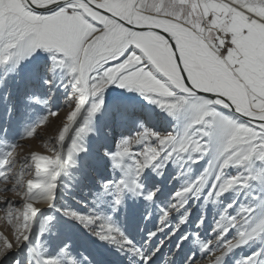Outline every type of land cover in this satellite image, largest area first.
Masks as SVG:
<instances>
[{"label":"snow or ice","instance_id":"1","mask_svg":"<svg viewBox=\"0 0 264 264\" xmlns=\"http://www.w3.org/2000/svg\"><path fill=\"white\" fill-rule=\"evenodd\" d=\"M0 185V264H264V0H0Z\"/></svg>","mask_w":264,"mask_h":264},{"label":"rangeland","instance_id":"2","mask_svg":"<svg viewBox=\"0 0 264 264\" xmlns=\"http://www.w3.org/2000/svg\"><path fill=\"white\" fill-rule=\"evenodd\" d=\"M67 110L68 109H65L61 112V118H63ZM58 123L59 121L57 119H52L50 124L44 125L37 130V134L35 137L20 141V147L17 149V152L20 154V156H26L32 151H38L41 154H50L47 152V147L45 146L47 144L44 143L43 137L53 136L55 134V128ZM0 187H3V185H0ZM3 195V193H0V197H2ZM8 195L11 196V193H9ZM12 198L16 199L18 197ZM0 232L7 236L9 240H13V229L11 225L7 223V218L3 211H0Z\"/></svg>","mask_w":264,"mask_h":264},{"label":"bare ground","instance_id":"3","mask_svg":"<svg viewBox=\"0 0 264 264\" xmlns=\"http://www.w3.org/2000/svg\"><path fill=\"white\" fill-rule=\"evenodd\" d=\"M50 137H51V136H50ZM50 137H49V136H44V137H43V139H44V143H45V144H49V141H50L49 138H50ZM16 199H19V198H16Z\"/></svg>","mask_w":264,"mask_h":264}]
</instances>
